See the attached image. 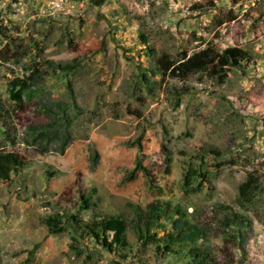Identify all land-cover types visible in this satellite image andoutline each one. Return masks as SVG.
Listing matches in <instances>:
<instances>
[{"label":"rangeland","instance_id":"obj_1","mask_svg":"<svg viewBox=\"0 0 264 264\" xmlns=\"http://www.w3.org/2000/svg\"><path fill=\"white\" fill-rule=\"evenodd\" d=\"M231 47L251 60L226 83L181 72ZM0 154L19 163L0 178V264H264V0H0ZM190 227L207 240L167 241Z\"/></svg>","mask_w":264,"mask_h":264},{"label":"trees","instance_id":"obj_2","mask_svg":"<svg viewBox=\"0 0 264 264\" xmlns=\"http://www.w3.org/2000/svg\"><path fill=\"white\" fill-rule=\"evenodd\" d=\"M212 5L214 4L212 3ZM249 60H251V55L240 47L227 48L221 53L216 52L214 49H207L200 52L193 58H186L181 64V72L185 75L205 73L212 78L218 77L219 82L221 84H224L226 83V80L228 78L229 69L240 67L243 62ZM60 67L63 71L66 72L76 69V65L72 64ZM27 89L28 88L26 86L22 87L19 84H16V82H12L11 98L8 102L9 107L12 108V112H17L22 108L21 94ZM2 110L5 111V117L9 119V110L5 109L4 106H2ZM45 137H47V134L44 133L35 138V140H39L40 145H43V148L41 150L42 153L49 152L52 145V142L49 139L45 140ZM64 152L65 145L61 149V154H64ZM93 160L95 163H98V156H95ZM18 165L19 163L17 161V158L12 154H0V178L5 180L9 179L12 168L17 167ZM169 208L170 205L164 202H160L157 205L151 206L147 220L144 221L147 227L146 231L150 230V226L153 225L156 217L161 213L167 212ZM176 215L180 216L179 210H176ZM53 220L55 224H52L51 221H47L49 231H51V233L61 232V226L58 227L59 225H61V223L57 222L55 219ZM235 221H237L236 218ZM185 224L187 223L184 220L178 218L173 222V228H186ZM87 227L90 229V231H94L90 225H88ZM101 229H103V231L105 232L107 231L113 233V244L118 245V247H121L122 249L126 247V230L120 217H111L107 220H104L103 223H101ZM92 233L98 237V234L95 231ZM195 237H197L198 240L206 241V231L190 227L188 228V233H185L181 237L179 235H177L176 237H170V239L167 241L187 243L188 241H194ZM105 246L111 250L113 249L112 243H108L107 241H105ZM191 253L193 254V258L197 261L196 264H209L208 257L206 256V254H204V252L192 250Z\"/></svg>","mask_w":264,"mask_h":264}]
</instances>
